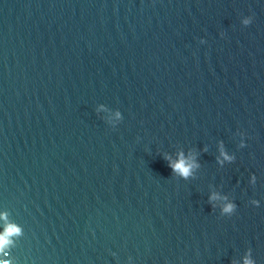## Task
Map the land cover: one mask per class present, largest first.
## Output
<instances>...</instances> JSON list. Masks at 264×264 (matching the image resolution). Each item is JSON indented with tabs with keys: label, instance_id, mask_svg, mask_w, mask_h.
Returning <instances> with one entry per match:
<instances>
[{
	"label": "water",
	"instance_id": "95a60500",
	"mask_svg": "<svg viewBox=\"0 0 264 264\" xmlns=\"http://www.w3.org/2000/svg\"><path fill=\"white\" fill-rule=\"evenodd\" d=\"M0 212L10 264H264V0H0Z\"/></svg>",
	"mask_w": 264,
	"mask_h": 264
},
{
	"label": "clouds",
	"instance_id": "9594fccd",
	"mask_svg": "<svg viewBox=\"0 0 264 264\" xmlns=\"http://www.w3.org/2000/svg\"><path fill=\"white\" fill-rule=\"evenodd\" d=\"M252 22L251 16H245L242 18L243 25L247 26ZM223 35V33H221ZM201 43H205V40L201 38ZM104 110L105 112L112 113V115H109L107 117H101V119L105 120L109 125L115 127L118 123H120L123 119L121 111L117 109H112L110 107H106L105 104L101 103L98 107L95 108V112L99 114L101 110ZM241 136H244V133H241ZM245 145V141L242 138L240 140V147H243ZM206 151L207 149H203ZM197 153L194 151H190L189 155H185L184 151L181 150L176 154V158L173 159L172 155L170 153H165L163 158L168 162V166L172 169V173L175 175L180 176L181 178L187 180L190 177H194L195 171L199 169L200 164L197 160ZM235 159L234 154H229L223 145V141L221 140L219 142V155L216 156V161L223 166V164L227 162H232ZM256 176L255 174H251V183H255ZM218 200H222V204H216L215 202ZM208 202L211 204L212 208L219 207L221 215H232L237 205L235 202L229 200L227 196H221L219 193L213 192L208 197ZM252 204L259 205V201L253 199ZM0 219H3L7 221V213L6 212H0ZM22 233V229L20 226L16 225L15 223L6 222V225L4 227V230L0 232V254H6L5 250L12 244V237L20 235ZM113 255H116L113 253ZM129 262L132 261V257H128ZM0 264H10V261L7 259H4L0 261ZM235 264V262H233ZM243 264H255V261L251 258L250 251L245 255Z\"/></svg>",
	"mask_w": 264,
	"mask_h": 264
}]
</instances>
